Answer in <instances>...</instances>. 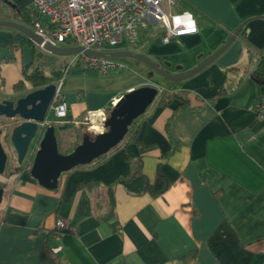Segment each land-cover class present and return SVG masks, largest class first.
<instances>
[{"label":"crops","instance_id":"0c3cea01","mask_svg":"<svg viewBox=\"0 0 264 264\" xmlns=\"http://www.w3.org/2000/svg\"><path fill=\"white\" fill-rule=\"evenodd\" d=\"M9 2L14 8L29 0ZM181 11L193 15L197 32L164 43L163 27L153 23L114 51H136L169 73L183 74L209 58L242 21L249 20L201 71L182 83L169 79L172 83L160 85L162 90L189 92V106L175 111L177 101L159 106L154 100L139 121L137 143L118 144L103 161L61 173L55 189L31 176L30 163L7 160L0 173V264H264V123L256 119L254 107L258 96L264 97V85L250 78L257 62L250 52L264 53V18L259 17L264 15V0H175L172 12ZM7 14L0 19L23 23ZM14 32L0 27L2 99H17L60 79L40 86L24 80V70L37 66L35 58L47 51L24 43L12 48ZM59 55L63 57L49 73L37 67L46 75L58 71L61 62L70 59ZM115 58L123 65L115 70L126 69L125 57ZM233 67L237 70L227 81L237 84L218 95L225 70ZM139 68L147 76L149 69ZM96 73L78 64L62 72L68 122L55 126L56 138L58 130L67 129L93 136L104 130L101 116L114 100L145 81L158 87L157 78L149 74L123 89L102 88L87 80ZM20 80L25 88L15 91ZM88 113L96 114L98 129L93 120L87 129L72 123ZM47 115L53 119L52 112ZM19 121L0 116V129L7 135ZM79 139L76 135L70 143L74 146ZM172 145L174 152L166 156ZM158 171L170 185L154 196L144 185L153 184ZM58 218L72 230L58 231ZM59 244L62 250L53 253L51 247Z\"/></svg>","mask_w":264,"mask_h":264},{"label":"built area","instance_id":"2783aa9c","mask_svg":"<svg viewBox=\"0 0 264 264\" xmlns=\"http://www.w3.org/2000/svg\"><path fill=\"white\" fill-rule=\"evenodd\" d=\"M29 3L38 14L29 27L45 42L54 47L82 48L70 59L61 62L59 70L64 74L74 64L102 73L122 68V63L109 53L124 39L134 41L139 30L153 23L163 27L161 40L164 43L198 31L189 11L172 12L175 0H29ZM84 50L97 51L98 54L90 55ZM62 80L63 77L54 82L56 88L49 103L48 111L53 113V119L45 118L40 127L61 126L68 122V103L61 89ZM254 107L256 119L264 123L263 96H258ZM105 119L102 113L101 125ZM91 120L92 116L88 113L82 121L72 123L78 127L87 125ZM37 148L29 150V153H34ZM55 226L62 233L72 230L70 224L61 218L56 220ZM51 250L57 254L62 245L52 246Z\"/></svg>","mask_w":264,"mask_h":264},{"label":"water","instance_id":"95a60500","mask_svg":"<svg viewBox=\"0 0 264 264\" xmlns=\"http://www.w3.org/2000/svg\"><path fill=\"white\" fill-rule=\"evenodd\" d=\"M9 4H11L9 2ZM15 6V5H12ZM264 18L263 16H259ZM244 20L231 33L230 37L223 45L209 58L203 61L194 69L183 74H172L160 67L152 59L144 54L132 51H113V57H133L145 62L152 71L170 80H182L188 78L210 64L219 56L242 32L246 22ZM0 27H9L30 39L35 45L48 52L58 54H72L80 52L81 47L62 48L54 47L45 42L29 26L17 20L0 19ZM90 55L98 54L97 51L84 50ZM55 84L48 83L44 87L34 89L17 99H2L0 97V116L5 118L19 117L20 121L12 127L8 146L11 147L17 158V164H28L30 162L29 173L37 182L47 188L55 189L58 185V178L63 172L72 168L91 163L99 156L106 154L117 146L125 137L128 127L132 121L143 115L150 104H152L159 93L155 85H142L125 92L118 98L112 106L109 114L103 123L104 130L90 136H82L81 142L70 152L61 153L55 133V126L48 125L40 127L49 110V103L55 91ZM6 137V134L4 135ZM29 153V150H34ZM8 152L2 144V130L0 129V173L4 172ZM3 196V189L0 187V202Z\"/></svg>","mask_w":264,"mask_h":264},{"label":"trees","instance_id":"16d2710c","mask_svg":"<svg viewBox=\"0 0 264 264\" xmlns=\"http://www.w3.org/2000/svg\"><path fill=\"white\" fill-rule=\"evenodd\" d=\"M0 1L9 5L8 3L9 0H0ZM9 6L11 7V5ZM12 9H13V13L5 15V17L14 18V19L19 18L24 24L30 25L31 22L34 19H36L38 16L37 11L32 7L30 3L24 6L16 5ZM1 14L2 13H0V16ZM23 43L35 48V44L30 39H28L26 36H24L23 34L19 32H14L13 42H12L11 47L15 48L17 46H21ZM109 54L111 55V53ZM250 55L251 56L254 55L257 61L255 67L250 73V78L258 85H264V53L261 51H259V53L257 54H253V52H250ZM236 70L237 69L234 67L231 69L225 70L224 81L222 82V84L220 85L217 91L218 95L222 93H228L235 87V85L237 84V81L234 83H230L227 81V77L230 72H233ZM61 75H62V72L60 70L53 71L50 75H46L43 72V70L37 66H34L32 70L29 72L24 70V78H25L24 80L28 81L32 86H40L42 84L47 83L48 81H52L53 79L57 77L61 78L62 77ZM24 88H25V85L22 80L18 81L14 85L15 91H20V90H23ZM174 101H177V104L174 108L175 111L188 107L189 102H190L189 92L161 90L156 99V104L159 106H167ZM110 110L111 108L106 109V112H105L106 116L109 114ZM141 118H142V115L132 121V123L128 127V131L125 137L119 144L137 143V135L139 131V121ZM85 133L89 134L87 131H85ZM8 137H9V132L5 137L7 143H8ZM80 141H81V138L79 139V141L75 143L74 146L78 145ZM117 146H115L114 148H116ZM174 150H175V146L172 145L165 155L169 156L170 154L174 152ZM106 155L107 153L99 156L93 161L94 162L103 161ZM137 174H139V172H137ZM169 185H170V181L160 171H158L156 174V179L154 183L153 184L145 183L144 190L150 192L152 195L155 196V195L162 193Z\"/></svg>","mask_w":264,"mask_h":264},{"label":"rangeland","instance_id":"374dc122","mask_svg":"<svg viewBox=\"0 0 264 264\" xmlns=\"http://www.w3.org/2000/svg\"><path fill=\"white\" fill-rule=\"evenodd\" d=\"M9 12L10 14L13 13V9L7 5L4 2L0 1V13H4V12ZM26 26H29L28 24H26ZM151 26V25H150ZM125 41H127L126 39H124L119 45H117L116 48H120L122 46L125 45ZM133 50H135L134 46L132 47ZM136 52V51H135ZM65 57H71L73 56L72 54H67L64 55ZM79 56L78 60H80L81 55H77ZM60 57H63V55H59L58 53H54V52H44L43 55L37 59L35 58L36 61V65L40 66L45 73H49L52 69L53 66H55L56 64V60H58ZM122 60H124L125 64H126V69H122V70H112L106 73H96L97 76H92L93 78H87V80L90 81V84H96L98 87H102V88H112V89H123L125 86L132 84L138 80L144 79L145 77L147 78V76H149V74L153 77L157 78L155 80L158 81V88L160 90L161 86L160 85H164L167 83H172L170 82L169 79L162 77L161 75L157 74L156 72L152 71L150 69V67L143 61L133 58V57H125L122 58ZM163 65V64H162ZM139 66L142 68V66L146 69H149V73H147V76H144L142 74V70L139 68ZM30 71L32 70V68L29 69ZM64 78V77H63ZM154 81V80H153ZM184 82L183 80H178V83H182ZM144 85H155L154 83H151L149 81H145V83H143ZM157 86V85H156ZM33 88V87H32ZM31 89V88H30ZM159 94V93H158ZM158 97V95H157ZM157 97L155 98V100L157 99ZM50 111H48V115L49 116ZM14 121H10L9 125H13ZM84 127H86L88 125H83ZM2 130V129H1ZM86 131V130H85ZM78 136V138L82 137V131L81 132H77L75 133L72 129H67V130H61V131H57V142H58V148L59 151L61 153H64L68 148H74L75 146H73L72 143H70L73 139H75V136ZM93 135V134H91ZM2 144L5 148V150L8 152V164L9 163H17V158H16V154L14 152V150L11 148H9L7 142L4 140V132L2 130ZM73 146V147H72ZM11 151V152H10ZM11 155V159H9ZM8 166L6 167V171H7ZM5 171V172H6ZM2 174V173H1Z\"/></svg>","mask_w":264,"mask_h":264},{"label":"bare ground","instance_id":"6f19581e","mask_svg":"<svg viewBox=\"0 0 264 264\" xmlns=\"http://www.w3.org/2000/svg\"><path fill=\"white\" fill-rule=\"evenodd\" d=\"M116 101H117V100H116ZM101 113H102V112H101ZM94 116H96L95 113L92 114V120H93V122L96 120V119L94 118ZM93 124H94V125H93V128H94V129H98L97 124H96L95 122H94Z\"/></svg>","mask_w":264,"mask_h":264}]
</instances>
